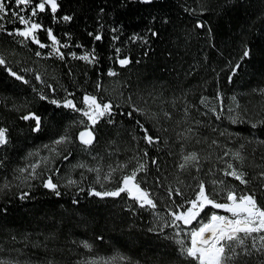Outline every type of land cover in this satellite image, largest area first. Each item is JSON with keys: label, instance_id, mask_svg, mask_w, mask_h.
<instances>
[{"label": "trees", "instance_id": "trees-1", "mask_svg": "<svg viewBox=\"0 0 264 264\" xmlns=\"http://www.w3.org/2000/svg\"><path fill=\"white\" fill-rule=\"evenodd\" d=\"M38 2L20 14L30 16ZM5 3L19 11L14 0ZM57 5L55 13L47 8L31 17L41 25L35 35L44 48L9 35L24 27L10 14L0 21V58L5 60L0 65V128L8 139L0 147V258L14 264H75L92 252L98 261L127 258L117 264H191L158 234L154 210L161 206L168 212L193 197L200 181L215 191L213 180L238 193L254 192L264 205V0H57ZM86 54L91 62L78 58ZM121 59L129 63L121 66ZM8 69L29 82L17 80ZM110 70L117 75L109 76ZM85 94L113 105L112 115L91 129L95 140L90 147L80 143L78 134L91 122L79 111L50 103L62 104L67 97L83 109ZM218 94L230 109L228 119L221 114L220 121L210 110L219 109ZM205 97L207 106L201 103ZM133 107L143 114L130 117ZM31 114L40 118L39 131L35 120L23 119ZM237 116L240 120L233 123ZM137 121L159 142L148 144ZM63 136L70 142L55 148ZM229 150L240 152L243 161L226 156ZM191 152L198 154L199 164L182 170L179 165ZM138 162L145 164L142 187L156 209L131 207L123 194H90L106 191L109 184L102 181L101 187L97 173L88 168L102 169L103 178L109 168L126 165L125 172ZM227 162L245 173L247 185L224 176ZM19 169L28 171L24 175ZM49 177L59 195L44 187ZM212 211L219 210L205 209ZM83 242L91 245L90 252ZM246 259L257 264L264 257Z\"/></svg>", "mask_w": 264, "mask_h": 264}, {"label": "snow or ice", "instance_id": "snow-or-ice-1", "mask_svg": "<svg viewBox=\"0 0 264 264\" xmlns=\"http://www.w3.org/2000/svg\"><path fill=\"white\" fill-rule=\"evenodd\" d=\"M143 2L148 3L150 0H143ZM32 3L33 0H14V4L19 11H10L5 0H0V21H3L5 17L10 14L14 20H18L19 24L24 27L22 29H16L14 32H9L8 34L22 37L24 40L31 39L33 43L39 44L41 48H44L46 45L40 43L35 35L36 31L41 28V25L32 21L31 17H35L38 11L44 12L46 5L50 6L52 13H55L58 7L57 0H39L38 3H35V5L31 7L30 16L26 17L21 15L20 13L27 11ZM21 5L24 7L21 8ZM63 19L67 21L70 17L65 16ZM198 26L203 27V25ZM2 30H4L3 24H0V31ZM48 36L52 40L53 45L59 43L53 36L51 30H48ZM95 38L99 40L100 36H96ZM66 46L67 45H63V47ZM53 50L63 59V53L59 52V48H54ZM37 55H40V53H37ZM248 55V51L243 53L244 57ZM73 56L75 57V54H73ZM78 58L91 62L87 54ZM119 63L121 66H124L129 63V60L121 59ZM4 64L5 60L0 58V65ZM237 67H239V65H237ZM8 71L10 75L14 76L17 80L24 79L22 76L12 72L11 69H8ZM108 75L115 76L117 73L110 70ZM36 79L39 80L40 77L37 76ZM24 82L28 83L26 80ZM69 95H71V93ZM41 99H46V97L42 95ZM207 99L206 97L203 98L201 103L206 104ZM50 103L55 104L57 107L63 106L79 111L87 118V121L91 122L90 124L85 123L84 130L80 131L78 134L80 143L85 147H90L95 140L94 133L91 129L106 115L111 116L113 108L111 102L103 103L99 101L96 96L90 94H85L83 96V109L77 108L76 104L67 97H65L62 104L56 99L50 100ZM210 110L215 112L214 108ZM133 112H140L143 114L142 109L133 107L132 112H129L128 115L131 117ZM219 118L220 117L217 116V119ZM23 119L35 120V130H40L41 121L35 114L24 116ZM238 120H240L238 116L232 118L233 123ZM261 123H264V121H261ZM137 124L140 125L141 130L144 132V139L148 144L159 142L158 138H153L148 134V129H146L140 121H137ZM252 127L255 128L257 125L253 123ZM67 142H70V138L68 136H63L54 143L60 145ZM7 143V130L0 128V145H5ZM213 143H215V141H213ZM144 155L147 156V152H145ZM225 155H231L232 159L238 162H242L244 159L238 151L231 152V150H229L225 152ZM153 163H155V161H153ZM190 164H199V156L196 152L185 155L183 157V163H181L179 167L183 170ZM78 166L81 168L87 167L84 164ZM36 167L37 165L32 166L31 174L33 176L35 175ZM125 167L126 165H118L116 168H109V170L104 173L103 178H101L102 169L88 168L87 170L97 173V183H101V187H103L102 181H111L115 173L117 171L123 172ZM144 170L145 164L138 162V166L134 168L130 174H123L120 177L119 186L115 190L99 192L93 189L90 194L104 198L120 197L123 193L126 194L129 199L136 201L140 207H149L154 210L157 207L156 202L151 198V194L146 189L142 188L140 182L137 181L138 173ZM197 170H199V168ZM19 171L23 174L26 169H19ZM223 174L224 176H231L233 179L239 181L240 184L247 185L249 183L245 178V173L235 167L233 163H226ZM261 177L264 178V173H261ZM72 183L75 182L69 180V184ZM212 184L216 187V190L208 191L205 187V183L200 181L193 197L176 205L175 208L169 207L167 214L171 217L170 226L177 229L174 234L175 237H177L175 242L179 245L181 255L186 259H191L195 264H248L246 258L253 256L264 257V205L258 203L254 192L238 193L234 187L227 185L222 180H213ZM44 187L59 195L57 185L52 182L51 177L44 183ZM168 195L169 197L173 195L172 189H169ZM175 195L183 196V193L179 189H175ZM206 208L219 211H212L208 214L205 213ZM220 212L225 214H220ZM202 213H204L203 216L201 215ZM194 222L196 226L192 227ZM181 224L184 228H181ZM181 234H183L186 239L178 238ZM83 247L89 250L91 249V245L87 242H83ZM117 260L124 261L127 260V258L118 256L106 261H89L88 264H114ZM0 264H14V262L0 258ZM260 264H264V260H261Z\"/></svg>", "mask_w": 264, "mask_h": 264}, {"label": "rangeland", "instance_id": "rangeland-1", "mask_svg": "<svg viewBox=\"0 0 264 264\" xmlns=\"http://www.w3.org/2000/svg\"><path fill=\"white\" fill-rule=\"evenodd\" d=\"M47 8H50V6H48V5H46V7H45V10L47 9ZM26 74H27V72H25ZM34 74H35V72H34ZM28 75H29V77L31 76V75H33V70H31L30 72H28ZM37 76H39L40 77V79L39 80H37L36 79V77ZM23 78H25L24 80H26V81H28L29 82V79L25 76V75H23ZM35 79H36V81H37V83L38 84H42V82H43V80H42V77L40 76V74L39 73H36L35 74ZM217 99H218V101H219V109L218 110H215L217 113V116H219L220 118L218 119L219 121L221 120V114H223L225 117H226V119H228V114L230 113V109L228 108V103H226V101L224 100V98L222 97V94H218V96H217ZM216 116V117H217ZM61 145V144H60ZM60 145H57V144H55L54 143V146H55V148H57L58 146H60ZM1 146H3V145H0V147ZM55 148H53V147H51V149L50 150H52V152H54V153H57V151L58 150H56ZM85 149H87V148H85ZM138 165H133V167L132 168H128L125 172H120L117 176V178H113L111 181H104V182H106L107 184H109L108 185V188L106 189V191H108V190H115L118 186H119V182H120V177L123 175V174H130L131 173V171L134 169V168H136ZM125 168H127V167H125ZM32 169V168H31ZM199 170H201L200 168H199ZM198 170V171H199ZM28 170H26L23 174L24 175H26V172H27ZM95 172V171H94ZM96 173V172H95ZM29 174H30V172H29ZM28 174V175H29ZM224 177V176H223ZM96 181H97V178L95 179ZM137 181H139L140 182V184H141V187L143 186V184H144V182H143V179H142V177H141V172H139L138 173V175H137ZM104 187H106V186H104ZM144 187V186H143ZM142 187V188H143ZM123 194V193H122ZM123 195H125V197L127 198L126 199V201H127V204L129 205V206H131V207H135L138 203L136 202V201H134V200H131V199H129L128 197H127V195L126 194H123ZM155 198V197H154ZM125 201V202H126ZM160 203H163L161 200H160ZM139 205V204H138ZM187 206V205H186ZM160 210H154L153 211V213H154V218H156V224L158 225V229H156V230H158L159 231V235H163V237L168 241V242H171L172 244H174V246H175V248L178 250V252H179V254L181 255V253H180V251H179V245L178 244H176V242H175V240L177 239V237H175V232L177 231V229H174L173 227H171L170 226V221H171V217L170 216H168V212H166V211H164V209H162V207L160 206ZM225 214V213H224ZM167 225V226H166ZM196 226V223L194 222L193 223V225H192V227H195ZM181 228H184V226L181 224ZM185 230H187V229H185ZM178 238H180V239H186L184 236H183V234H181V236L180 237H178ZM89 250V249H88ZM91 250H89V252H90ZM93 253L92 252H90V253H87L86 254V257H85V259L87 258V260H84V261H77L75 264H88V262L89 261H98V259L97 258H93V257H90L91 255H92ZM182 256V255H181ZM90 257V258H89ZM183 257V256H182ZM254 257V256H253ZM112 258H114V257H112ZM112 258H107V259H105V260H102V261H106V260H111ZM119 260H117V261H115L114 262V264H117V262H118ZM191 264H195V262H191V261H189ZM188 262V263H189ZM258 263L257 264H260L259 262H261V261H257ZM31 264H34V263H31ZM248 264H254V262L253 261H249L248 262Z\"/></svg>", "mask_w": 264, "mask_h": 264}]
</instances>
